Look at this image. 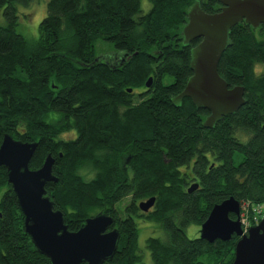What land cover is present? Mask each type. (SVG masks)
<instances>
[{"label":"trees","instance_id":"obj_1","mask_svg":"<svg viewBox=\"0 0 264 264\" xmlns=\"http://www.w3.org/2000/svg\"><path fill=\"white\" fill-rule=\"evenodd\" d=\"M30 1L0 0V146L5 134L38 141L31 169L48 154L55 158L59 180L46 188L69 230L97 212L114 218L121 237L103 264H148L137 218L164 232L146 239L152 264H232L239 236L210 243L186 229L200 227L213 206L231 196L249 201L251 213L264 203V71L255 70L264 63V24L232 28L218 71L229 87H245L247 102L205 128L209 110L197 109L189 97L180 107L171 100L193 74L191 48L201 39L185 46L182 30L195 0H149L147 13L142 0H49L35 41L16 30L18 4ZM200 2L208 13L221 7L218 0ZM98 38L121 52L110 58L117 65L97 59ZM56 113L59 118L47 119ZM73 131L75 138H61ZM237 152L243 154L238 165ZM194 182L199 187L189 193ZM129 196L128 205L116 206ZM152 196L155 205L144 212L137 203ZM24 218L0 166V264H51Z\"/></svg>","mask_w":264,"mask_h":264},{"label":"water","instance_id":"obj_2","mask_svg":"<svg viewBox=\"0 0 264 264\" xmlns=\"http://www.w3.org/2000/svg\"><path fill=\"white\" fill-rule=\"evenodd\" d=\"M218 1L221 7L217 12H206L200 0H195L188 13L182 30L183 44L187 46L196 39L201 40L191 48L193 74L184 89L171 98L177 107L189 97L197 109L209 110L210 114L202 122L205 128H214L223 117L235 114L247 102L245 87H229L218 71L223 53L232 45V28L242 22L254 28L264 24V0ZM152 83L150 76L146 86L151 88ZM38 144V141L23 142L12 134H5L0 146V166L6 167L8 180L17 194L26 232L51 264H103L113 258L121 237L119 229L112 228L114 218L99 212L87 218L79 230H69L64 212L54 208L46 188L48 182L59 180L53 173L55 158L48 154L40 168H30ZM198 187L199 183L194 182L188 192ZM155 202L156 197L152 196L138 205L147 212ZM234 235L239 239L232 264H264V217L245 232L241 203L231 196L213 206L201 225L200 238L213 243L229 241Z\"/></svg>","mask_w":264,"mask_h":264},{"label":"rangeland","instance_id":"obj_3","mask_svg":"<svg viewBox=\"0 0 264 264\" xmlns=\"http://www.w3.org/2000/svg\"><path fill=\"white\" fill-rule=\"evenodd\" d=\"M48 1L49 0H31L29 5H23V4H18V9H19V23L18 26L16 27V30L18 33L24 35L29 41H35L39 38V26L40 22L42 19L46 16L47 14V6H48ZM151 9V3L149 0H142V13H147ZM4 17L2 14V11L0 12V23H4ZM95 46H96V57L97 59L99 58L101 61L102 60H108L110 59L113 55L121 53L112 42L98 38L95 41ZM256 73L261 74L264 71V63H257L255 67ZM165 81L171 82L172 77L171 76H165ZM139 97L135 98V101L138 100ZM59 118V114H50L47 119H55ZM242 138L246 141L247 137L246 135H241ZM76 133L73 132H65L61 134V138L63 139H70V138H75ZM243 158V154L240 152H237L235 154V164H239L240 161ZM131 197H126L124 198L121 202H119L116 206L122 208L126 205H128ZM146 200V199H145ZM140 202V201H139ZM138 202V204H139ZM248 201H243L241 203V206H246ZM139 206V205H138ZM251 206V203H250ZM263 209H264V203H262ZM248 208V207H247ZM151 210V209H150ZM98 213V212H97ZM94 215V214H93ZM246 216H248L250 223L252 220H254V214L251 213H246ZM242 221V219H241ZM137 223L140 229L139 233V247L140 250L144 254V259L146 263L152 264V258L150 255V251L146 247V239L149 236H159L162 235L164 232L159 226L158 223L156 222H150V221H144L143 219H138L137 218ZM200 228L201 226H197L196 224H191L190 226L187 227L186 232L189 237H196L200 236Z\"/></svg>","mask_w":264,"mask_h":264},{"label":"built area","instance_id":"obj_4","mask_svg":"<svg viewBox=\"0 0 264 264\" xmlns=\"http://www.w3.org/2000/svg\"><path fill=\"white\" fill-rule=\"evenodd\" d=\"M245 203H247L246 206L242 205L241 208V219H242L243 228L245 232H247L249 226L251 225L248 216H246L247 212L250 213V202L248 201ZM252 213L254 214V221L259 222V220L264 216L263 206L261 204L255 205Z\"/></svg>","mask_w":264,"mask_h":264},{"label":"flooded vegetation","instance_id":"obj_5","mask_svg":"<svg viewBox=\"0 0 264 264\" xmlns=\"http://www.w3.org/2000/svg\"><path fill=\"white\" fill-rule=\"evenodd\" d=\"M100 63H104V64H107V65H117L118 64V62L117 61H114V60H110V59H108V60H102ZM122 62H120V64H121ZM130 160V157H128V159H127V161H129ZM129 197H131V196H129ZM130 201H131V198H130ZM139 202V201H138ZM138 204V203H137ZM153 208V207H152Z\"/></svg>","mask_w":264,"mask_h":264}]
</instances>
